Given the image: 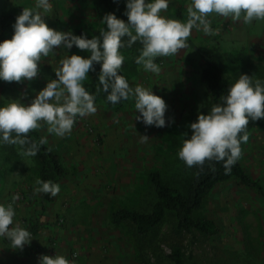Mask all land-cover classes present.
<instances>
[{"label": "rangeland", "instance_id": "1", "mask_svg": "<svg viewBox=\"0 0 264 264\" xmlns=\"http://www.w3.org/2000/svg\"><path fill=\"white\" fill-rule=\"evenodd\" d=\"M119 2L124 12L125 0ZM50 3L52 8L44 18L51 27L76 34L103 27L100 20L105 13L97 9L95 0ZM178 3L184 7L185 2L170 0L164 14L185 20L186 12L178 16ZM34 5L35 0H0V15L19 14L23 7ZM210 21L212 33L193 29L184 49L155 58L159 73L145 71L131 61L127 51H121L120 71L130 84L152 87L165 100V126L137 121L138 110L128 99L120 107L96 102V112L77 116L71 132L63 137L49 133L46 124L36 129L58 152L66 170L51 200L42 201L34 193L33 160L25 155L11 158L0 145V203H12L14 221L33 236L23 249H12L7 239L0 238V264H38L41 254L55 252L76 264H172L169 254L175 243L181 245L184 264H264V129L248 133L239 156L244 170L258 182V192L223 182L196 211L197 217L217 223V234L192 229L175 236L166 223L157 236L141 237L134 234L129 222L115 224L110 219L118 208L148 209L153 200L151 171L178 177L188 167L177 150L183 133L191 132L189 122L196 119L198 110H207L208 102L200 79L204 63L199 48H218L231 63L225 72L230 80L241 72L264 79V19L244 23L213 17ZM71 52L88 55L75 46ZM66 54L58 48L42 57L39 73L32 80H0V102L9 97L30 102L47 79L55 78L57 61ZM141 134L148 139L142 141Z\"/></svg>", "mask_w": 264, "mask_h": 264}, {"label": "clouds", "instance_id": "2", "mask_svg": "<svg viewBox=\"0 0 264 264\" xmlns=\"http://www.w3.org/2000/svg\"><path fill=\"white\" fill-rule=\"evenodd\" d=\"M169 3L170 0H125L127 20L106 12L100 20L103 27L91 36L49 26L44 17L52 8L50 0H35L33 7H23L15 17L11 37L0 39V80H32L39 73L42 57L58 48L68 54L57 61L55 78L47 79L30 102L11 97L0 102V145H20L23 155L35 156L47 138L32 140L27 135L30 130L46 124L49 133L63 137L71 132L77 116L96 112L95 95L99 92H104L113 104L133 100L137 121L163 127L168 107L165 100L152 87L130 84L120 71L124 61L120 49L139 41L135 63L145 71L159 73L156 57L184 49L193 29L205 34L213 32L210 13L244 23L264 19V0H189L185 20L164 14ZM73 46L86 50L88 55L69 54ZM96 64L98 84L95 92H90L83 81L90 71H96ZM249 119H264V79H253L241 72L207 111H197L196 119L188 124L190 134L183 133L178 157L189 167L223 161L225 172L231 171V165L241 155V142L248 140L245 129ZM140 139L146 141L148 136L141 134ZM35 184L34 193L55 195L59 191V185L51 180L37 178ZM15 214L12 203H0V238L7 239L12 249H23L33 236L14 221ZM38 264L76 262L55 252L41 254Z\"/></svg>", "mask_w": 264, "mask_h": 264}, {"label": "trees", "instance_id": "3", "mask_svg": "<svg viewBox=\"0 0 264 264\" xmlns=\"http://www.w3.org/2000/svg\"><path fill=\"white\" fill-rule=\"evenodd\" d=\"M95 3L100 12H114L118 17L127 20L119 0H95ZM177 11L178 16L183 17L182 9ZM16 16L17 14L11 12L0 15V39L11 37L12 25ZM98 31L95 28H89L86 35L98 34ZM140 47V42L136 41L130 47H122L120 51H127L129 57L131 56V61H134ZM198 54L204 63L201 68L200 79L208 95V108L212 103L217 102L222 94L226 93L227 85L231 80L227 78L225 72L231 63L216 46L201 47L198 49ZM95 68L96 71H90L88 80L83 82L90 92H95L98 84L99 64H96ZM96 102L120 107L124 100L113 104L107 101L104 92H99L95 95ZM255 129H264V119L255 121L249 119L245 131L248 134ZM27 135L30 139L37 141L41 137L36 129L30 130ZM1 147L11 158L19 159L23 155L20 145L3 144ZM29 157L34 162L36 179L51 180L56 184H59L63 179L66 170L61 157L47 143L40 145L35 156ZM149 180L153 189V200L148 209L138 210L122 207L112 211L110 215L111 221L115 224L124 221L129 222L134 234L141 237L157 236L166 223H169L175 236L192 229L204 235L217 234L219 227L216 222L196 216V211L202 206L207 195L216 186L227 181L234 182L236 185L249 190L256 189L257 191L260 189L258 182L244 170L239 158L231 165L229 172H225L223 161L213 160L205 161L203 165L188 166L178 177L163 176L158 171H151ZM37 194L42 201L52 198L49 193ZM258 194L263 196L261 192ZM169 258L172 264H184V254L179 243L171 246Z\"/></svg>", "mask_w": 264, "mask_h": 264}, {"label": "crops", "instance_id": "4", "mask_svg": "<svg viewBox=\"0 0 264 264\" xmlns=\"http://www.w3.org/2000/svg\"><path fill=\"white\" fill-rule=\"evenodd\" d=\"M180 1L183 2V3L185 2L184 7L180 3H178V6H176V10L182 9V12H186L185 18H187V4L189 3V0H179V2ZM213 17L214 18L218 17L219 20H221V18H224V17L219 16V15H217L215 13H210L209 14V18L212 20Z\"/></svg>", "mask_w": 264, "mask_h": 264}]
</instances>
